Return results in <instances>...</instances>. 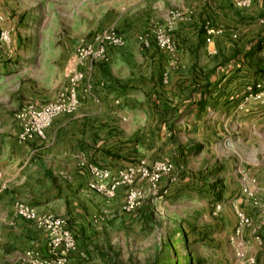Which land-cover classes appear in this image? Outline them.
Listing matches in <instances>:
<instances>
[{
	"label": "crops",
	"instance_id": "obj_1",
	"mask_svg": "<svg viewBox=\"0 0 264 264\" xmlns=\"http://www.w3.org/2000/svg\"><path fill=\"white\" fill-rule=\"evenodd\" d=\"M83 5L92 9L89 1ZM60 8L61 0H0L4 16L0 29L11 33L10 50L0 49V264H28L24 260L27 251L44 255L48 249L47 233L15 213L18 201L40 214L51 213L67 221L77 249L66 264L118 263L116 244L109 239L122 237L128 224L137 226L141 205L125 213L126 189L122 186L112 199L90 189L87 165L115 172L156 159L154 154L141 159V140L115 131L124 122L140 126L142 119L151 126L182 128L187 148L193 145L181 151L187 155L183 160L193 154L203 157L204 143L226 135L236 133L235 137L250 141L254 124L264 119V106L247 99V86L264 71V0H255L245 9L231 0H133L117 8L128 24L132 15H139L141 21H165L171 10L185 13L171 28L176 55L154 45L147 51L141 49L140 42L118 31L125 44L110 48L109 60L94 66L91 62L76 64L73 52L63 59L62 42L44 38V32L60 27L44 16H55ZM207 28L213 31L209 42ZM60 57L66 62L63 76L58 68ZM31 61L36 66L29 70L25 64ZM69 62L85 73L79 107L53 119L44 140L20 142L15 114L24 103L22 97L54 100L66 82ZM29 79L36 82L31 83L34 91L29 89ZM44 81L54 82V91L48 95L36 93V86ZM87 86L90 91L82 93ZM11 97L20 98L8 104ZM174 138L167 132L161 149H170ZM108 147L116 154L109 153ZM174 166L175 173L160 185L170 187L181 177ZM182 166L187 172L192 164ZM215 174L207 185L213 191L226 190L227 195L237 188L235 192L244 194L245 186L256 187L254 177L242 169L232 173L219 169Z\"/></svg>",
	"mask_w": 264,
	"mask_h": 264
},
{
	"label": "rangeland",
	"instance_id": "obj_2",
	"mask_svg": "<svg viewBox=\"0 0 264 264\" xmlns=\"http://www.w3.org/2000/svg\"><path fill=\"white\" fill-rule=\"evenodd\" d=\"M88 1L92 5L91 10L83 5ZM132 3L133 0H120V2L61 0L59 14L44 16L47 18L46 21L60 24V27L57 30L44 32V38L62 42L59 46L63 52V59L69 57L72 52L74 56L81 42L92 40L95 35L106 29L127 33L130 38L140 42L141 49L147 51V48L156 45L151 42L149 46H145L142 38L154 26L164 21H141L139 15H132L128 24L125 15L117 14V8ZM107 6L109 7L106 11ZM132 29L133 34L130 33ZM19 38L21 40V37ZM63 59H60L58 66L60 71L62 69L61 76L66 64ZM100 64L103 63H92L93 66ZM25 66L30 70L36 65L34 66L31 61ZM72 66L69 62L67 74L74 69ZM67 76L64 87L60 90L67 86ZM29 82V89L34 91L31 83L36 84V82L31 79ZM44 82L39 86L35 85L36 93L48 95L49 92L54 91V82L51 84L49 81ZM18 91L20 92V87ZM19 98L11 97L8 104L14 101L16 104ZM22 98L24 102L35 100L30 97ZM14 113L15 110L11 111V118ZM124 123L122 126H117L115 131L127 138L134 136L141 140V159L144 155L154 154L155 160H171L176 164V172H179L181 177L172 182L170 187L160 185L156 190L149 184L139 187L142 192L140 199L142 213L139 222L136 223L137 226L132 227L128 224L124 228L122 237L119 235V239H109L112 244H116L114 252H116L117 264H249V258H254L255 264H264V223L260 214V207L264 205V190H262L264 188V119L254 124L250 141L235 137L238 135L236 133L231 137L226 135L220 138V141L215 139L213 143H204L203 157L193 154L183 160L182 157L187 155L181 154V151L190 150L193 145L190 149L187 148L189 143L184 140L185 133L182 128L151 126L142 119L140 126ZM227 129L231 132L230 128ZM169 131L175 138L174 143L171 142L173 146L166 151L161 149L164 144L162 139H165V134ZM143 145L147 147L143 148ZM155 145H158V148L153 151ZM110 149L113 150L112 147H108L109 153L116 154ZM177 157L180 159L179 164ZM182 163L184 165L191 163L192 167L186 172ZM198 163L201 164L197 165ZM219 169H226L230 173L242 169L250 173L256 182V187L252 188L256 199L252 200L240 191L235 192L237 188L234 192L229 191L227 195L226 190L213 191L208 188V180H213ZM194 172L199 173V177ZM165 189L167 191L164 194ZM236 211H242L249 219L240 234L235 232L238 225ZM124 212L127 213L126 210ZM238 252L242 257H238Z\"/></svg>",
	"mask_w": 264,
	"mask_h": 264
},
{
	"label": "built area",
	"instance_id": "obj_3",
	"mask_svg": "<svg viewBox=\"0 0 264 264\" xmlns=\"http://www.w3.org/2000/svg\"><path fill=\"white\" fill-rule=\"evenodd\" d=\"M255 0H231L240 9L250 7ZM185 13L180 10H171L162 24H158L142 38L145 46L151 42L163 52L175 56L177 46L171 34V28L176 20L183 19ZM4 16L0 14V24ZM207 41H211L213 31L206 29ZM11 33L9 30L0 29V49L10 50ZM125 44V38L118 31L106 29L94 36L92 40L81 42L75 51L74 62L83 65L86 62L105 63L109 60V49L121 47ZM264 59V52L262 54ZM167 79V73L164 74ZM85 78V73L81 69H73L68 74V83L65 88L59 91L54 100L37 102L35 100L25 101L15 114L19 125L18 140L20 142H32L36 139L44 140L46 129L56 117L60 115L72 114L81 103L79 94L80 83ZM90 91V86L84 87L83 92ZM247 99H252L264 106V71L257 81L247 86ZM92 179L88 182V187L108 199L116 196L120 186L126 189L125 210L132 212L140 205L142 192L136 185L146 182L152 189H158L162 180L175 173L174 163L169 160H155L151 164L140 161L131 164L115 172L108 168L94 164L87 165ZM166 189L163 191L166 193ZM243 193L246 197L255 200L254 190L245 186ZM15 213L26 219L33 221L36 226L43 229L48 235V249L43 255L35 250L25 253L24 260L28 264H66L69 254L77 249V241L74 233L68 228L67 221L51 213H38L34 207L25 202L18 201L14 206ZM217 208H220L217 206ZM238 225L236 234H240L244 226L249 222L248 217L242 211H236ZM260 214L264 223V205L260 207ZM238 257L242 254L238 252ZM249 264H255L254 258L248 259Z\"/></svg>",
	"mask_w": 264,
	"mask_h": 264
},
{
	"label": "trees",
	"instance_id": "obj_4",
	"mask_svg": "<svg viewBox=\"0 0 264 264\" xmlns=\"http://www.w3.org/2000/svg\"><path fill=\"white\" fill-rule=\"evenodd\" d=\"M200 148V147H199Z\"/></svg>",
	"mask_w": 264,
	"mask_h": 264
}]
</instances>
